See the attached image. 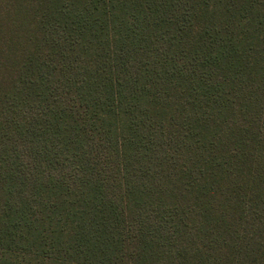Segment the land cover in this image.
<instances>
[{
  "label": "trees",
  "instance_id": "1",
  "mask_svg": "<svg viewBox=\"0 0 264 264\" xmlns=\"http://www.w3.org/2000/svg\"><path fill=\"white\" fill-rule=\"evenodd\" d=\"M0 264H264V0H0Z\"/></svg>",
  "mask_w": 264,
  "mask_h": 264
}]
</instances>
